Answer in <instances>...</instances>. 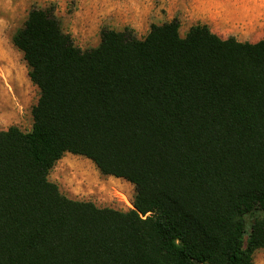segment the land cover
Wrapping results in <instances>:
<instances>
[{"label": "trees", "instance_id": "16d2710c", "mask_svg": "<svg viewBox=\"0 0 264 264\" xmlns=\"http://www.w3.org/2000/svg\"><path fill=\"white\" fill-rule=\"evenodd\" d=\"M179 19L104 27L82 49L52 7L12 43L39 96L0 130V264H255L264 247V37ZM65 152L134 185L133 208L72 199L48 178Z\"/></svg>", "mask_w": 264, "mask_h": 264}, {"label": "rangeland", "instance_id": "374dc122", "mask_svg": "<svg viewBox=\"0 0 264 264\" xmlns=\"http://www.w3.org/2000/svg\"><path fill=\"white\" fill-rule=\"evenodd\" d=\"M205 0H0V130L16 125L27 131L32 125L31 108L38 99V87L29 77L23 53L12 43V35L22 26L33 7H52L65 32L82 49L98 45L104 27H130L139 38L152 24L179 19V34L188 30L182 9H199ZM249 10H264V0H232ZM187 8V9H186ZM243 20L235 21V24ZM238 27V26H237ZM48 178L66 196L92 201L99 207L119 210L133 208L134 185L124 178L104 175L88 158L65 152ZM255 264H264V247L253 255Z\"/></svg>", "mask_w": 264, "mask_h": 264}, {"label": "crops", "instance_id": "0c3cea01", "mask_svg": "<svg viewBox=\"0 0 264 264\" xmlns=\"http://www.w3.org/2000/svg\"><path fill=\"white\" fill-rule=\"evenodd\" d=\"M199 9H182V21L189 20V26L206 24L211 31L222 38L234 36L238 41L257 42L264 37V10H249L247 5L232 0H205ZM243 20L235 24V21ZM238 26V27H237Z\"/></svg>", "mask_w": 264, "mask_h": 264}]
</instances>
